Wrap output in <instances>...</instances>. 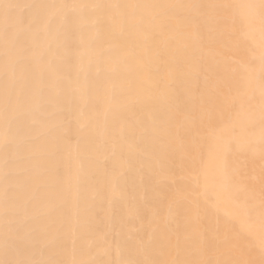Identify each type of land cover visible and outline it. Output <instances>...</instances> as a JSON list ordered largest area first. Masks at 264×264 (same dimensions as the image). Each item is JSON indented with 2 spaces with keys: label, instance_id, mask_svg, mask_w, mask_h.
<instances>
[{
  "label": "bare ground",
  "instance_id": "6f19581e",
  "mask_svg": "<svg viewBox=\"0 0 264 264\" xmlns=\"http://www.w3.org/2000/svg\"><path fill=\"white\" fill-rule=\"evenodd\" d=\"M38 2L149 7L0 35V260L264 264V0H0V24ZM18 55L43 98L6 119Z\"/></svg>",
  "mask_w": 264,
  "mask_h": 264
},
{
  "label": "snow or ice",
  "instance_id": "6c2138e0",
  "mask_svg": "<svg viewBox=\"0 0 264 264\" xmlns=\"http://www.w3.org/2000/svg\"><path fill=\"white\" fill-rule=\"evenodd\" d=\"M23 7L26 12L31 15L25 17H13L14 11ZM142 7H149L147 5H131V4H47V3H32L25 4L23 6L17 4H3L4 19L0 24V35L3 37L5 46V55H8L9 49H16L18 53H25L31 51V45L26 39V34L35 35V27L39 24L42 25L44 30L52 31L56 29L58 37H62L64 40L71 38L72 34L76 31H83L85 25L80 22V18L77 14L83 15L88 10L98 11L107 9H139ZM151 7H162L168 10H172L178 7H190L200 8V5H159ZM57 10V14H49L48 10ZM99 18H97V23ZM58 25V27H57ZM63 29V31H60ZM83 39V36H81ZM16 67L20 72V79L12 84L11 88L6 87L4 110L6 119L9 114L17 111L20 105H28L33 102L37 95L43 98V89H33L29 87L26 79V75L30 72V68L26 63V57L18 55L16 60ZM19 118V117H17ZM12 132L11 123L9 121L8 134ZM8 134L5 137V147H10L11 141L8 138ZM53 155H59L60 148L58 144H53ZM13 162L6 161V167L10 166ZM10 175V173L8 174ZM7 178V177H6ZM11 184L5 189L6 205L9 198V193L12 192ZM9 213V209L5 208V214ZM15 242L10 243L9 238L5 237L4 247L6 252L13 250ZM0 264H93L91 261H63V260H34V259H4L0 260ZM121 264H167L165 261H144L139 259H127L121 262ZM174 264H187L184 261H176Z\"/></svg>",
  "mask_w": 264,
  "mask_h": 264
}]
</instances>
